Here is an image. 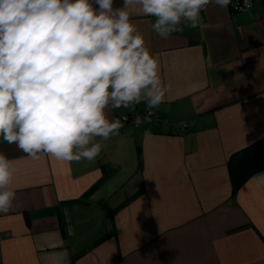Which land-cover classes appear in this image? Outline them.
<instances>
[{"label": "crops", "instance_id": "1", "mask_svg": "<svg viewBox=\"0 0 264 264\" xmlns=\"http://www.w3.org/2000/svg\"><path fill=\"white\" fill-rule=\"evenodd\" d=\"M238 2L227 13L209 4L198 27L182 21L167 39L154 17L132 14L164 102L113 109L123 127L97 138L94 160H33L0 139L17 168L0 264H264V170L233 193L228 168L264 137V0ZM138 111L153 119L135 126L127 115Z\"/></svg>", "mask_w": 264, "mask_h": 264}, {"label": "clouds", "instance_id": "2", "mask_svg": "<svg viewBox=\"0 0 264 264\" xmlns=\"http://www.w3.org/2000/svg\"><path fill=\"white\" fill-rule=\"evenodd\" d=\"M232 0H0V139L33 160H94L123 124L116 108L164 102L160 64L132 21L154 17L162 39L196 28ZM248 0H245V5ZM95 5V6H94ZM235 6V5H234ZM150 130L145 131L148 135ZM15 161L0 153V213L12 209Z\"/></svg>", "mask_w": 264, "mask_h": 264}, {"label": "trees", "instance_id": "3", "mask_svg": "<svg viewBox=\"0 0 264 264\" xmlns=\"http://www.w3.org/2000/svg\"><path fill=\"white\" fill-rule=\"evenodd\" d=\"M228 168L235 193L250 176L264 170V137L235 150L229 157Z\"/></svg>", "mask_w": 264, "mask_h": 264}, {"label": "built area", "instance_id": "4", "mask_svg": "<svg viewBox=\"0 0 264 264\" xmlns=\"http://www.w3.org/2000/svg\"><path fill=\"white\" fill-rule=\"evenodd\" d=\"M254 0H248V4L245 5V0H239V2L236 4V8H246L250 6ZM130 122L134 124L135 126H139L145 121H151L153 118L151 114L148 111H138L130 115ZM181 129H186L188 127V122L183 121L180 123Z\"/></svg>", "mask_w": 264, "mask_h": 264}]
</instances>
